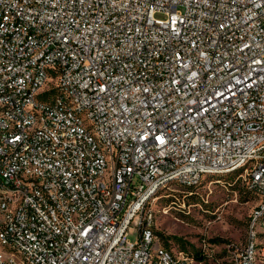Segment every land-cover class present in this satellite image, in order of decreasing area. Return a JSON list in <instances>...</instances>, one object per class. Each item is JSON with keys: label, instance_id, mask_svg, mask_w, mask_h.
<instances>
[{"label": "built area", "instance_id": "1", "mask_svg": "<svg viewBox=\"0 0 264 264\" xmlns=\"http://www.w3.org/2000/svg\"><path fill=\"white\" fill-rule=\"evenodd\" d=\"M238 172L264 264V0H0V264H195L149 204Z\"/></svg>", "mask_w": 264, "mask_h": 264}, {"label": "rangeland", "instance_id": "2", "mask_svg": "<svg viewBox=\"0 0 264 264\" xmlns=\"http://www.w3.org/2000/svg\"><path fill=\"white\" fill-rule=\"evenodd\" d=\"M156 18L165 19L161 14ZM238 175L206 176L197 187L172 185L161 191L149 204L157 241L175 254L195 258V264H231L229 246L246 243L250 218L259 202ZM256 232L262 234L263 229L258 226ZM128 240L137 242L138 230Z\"/></svg>", "mask_w": 264, "mask_h": 264}, {"label": "trees", "instance_id": "3", "mask_svg": "<svg viewBox=\"0 0 264 264\" xmlns=\"http://www.w3.org/2000/svg\"><path fill=\"white\" fill-rule=\"evenodd\" d=\"M192 188H194V187H192ZM196 257H197V259L200 258V257H201V253L198 252V253L196 254ZM194 259H195V258H194Z\"/></svg>", "mask_w": 264, "mask_h": 264}]
</instances>
